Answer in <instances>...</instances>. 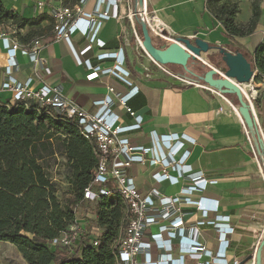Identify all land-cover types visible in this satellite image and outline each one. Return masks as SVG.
<instances>
[{
	"label": "built area",
	"instance_id": "built-area-1",
	"mask_svg": "<svg viewBox=\"0 0 264 264\" xmlns=\"http://www.w3.org/2000/svg\"><path fill=\"white\" fill-rule=\"evenodd\" d=\"M84 1L79 0V3ZM42 5V2H38V7ZM121 5L129 7L127 16L145 25L153 38H167L163 22L140 0H96L90 12L81 10L77 5L54 7L49 13L53 20L54 38L70 45V35L81 34L88 41L82 54L91 48L92 42L103 48L105 42L96 38L97 33L105 20L118 17L117 8ZM17 31L12 25L0 34L3 47L0 52V103L7 107L23 105L26 109L44 110L47 114L54 113L70 119L77 124L80 133L94 144L98 162L92 171L90 184L83 190L82 200L93 204L101 196L119 197L121 220L117 235L110 245L116 252L115 264H187L190 260L195 261V264H240L238 259L230 261L226 256L228 236L234 231L230 216L217 214V200L194 198L208 184L204 173L192 171L184 160L188 152L186 141L195 143V139L185 134H157L151 131L148 134V145L132 144L126 134L140 128L142 117L134 116L126 102L137 92V87H132L128 94L122 95L109 86L108 94L103 99L94 100L91 109L80 106L63 93L61 84H51L44 79V75H49L51 70L48 59L40 55L41 39L35 37L28 42H21ZM134 35L142 48V40ZM18 52L26 56L31 65L29 75L23 80L15 76ZM97 58H112L114 63L111 67L101 68L99 65L93 67L88 60L84 61L92 70L87 75L88 80L98 77L99 73H107L129 86L132 85L130 71L124 68L121 48L99 53ZM149 58L161 71L179 80L182 85L196 86L226 99L221 90L204 83L201 77L191 82L171 73L166 65L155 62L150 56ZM81 62L82 60L79 61ZM3 91L10 92L9 97L2 98ZM244 99L250 104L255 128L258 129L254 105L249 96L244 94ZM117 103L133 116L132 122H124L113 111ZM241 125L253 159L264 177V139L260 140V146L254 128L246 126L243 119ZM133 164L157 168L151 175L153 180L158 184L167 181L169 185H180L178 192L167 196L154 186L142 191L129 173ZM77 206L74 208L75 218L68 227L48 243L51 247L64 248L69 254L80 257L85 244H99L104 229L95 223V214H83L82 217H90L89 225L83 222L84 218H78ZM206 224L211 225L218 234L219 246L215 253L200 241V226ZM261 240L259 238L254 247L253 258ZM175 253L177 256H173ZM205 256L209 260L203 261Z\"/></svg>",
	"mask_w": 264,
	"mask_h": 264
},
{
	"label": "crops",
	"instance_id": "crops-1",
	"mask_svg": "<svg viewBox=\"0 0 264 264\" xmlns=\"http://www.w3.org/2000/svg\"><path fill=\"white\" fill-rule=\"evenodd\" d=\"M0 1L5 8L23 18L39 15L50 18V10L61 5H77L81 10L90 12L96 3V0H85L83 3H79V0ZM140 1L155 12L158 20L164 24V32L171 36L200 38L211 45L232 43L231 50L241 51L249 61L254 59L255 47L264 42V0L260 2L261 16L256 29L244 37L226 35L221 23L206 9L207 0ZM235 1L239 11L234 21L246 25L252 16V0H221L226 4ZM38 2L43 5L38 7ZM128 9L127 5L118 6V17H111L102 23L96 38L105 42L103 48L92 42L91 48L82 54L88 41L79 33L70 35L71 46L63 40H56L52 30L39 36L42 42L40 55L48 59L51 70L49 75H44V79L51 84H61L67 97L88 109H91L94 100L103 99L108 94L109 86L122 95L128 94L132 87H137V92L127 99L126 104L134 116L142 117V122L140 128L128 132L126 136L132 144L142 145L149 144L148 134L151 131L157 134H185L194 138L195 143L186 141L188 152L184 160L192 171H202L208 180L206 189L194 198L217 200V214L230 216L234 231L228 236L227 258L230 261L238 259L240 264H255V254L253 259L248 260V257L254 253L259 238L261 240L264 236V177L243 134L242 118L235 97L224 94L225 99L196 86L178 85L169 78H155L156 74L150 70V62L153 61L136 42L134 34L140 39L141 36L135 31L137 22L127 16ZM48 24L49 20L44 19L39 25L20 29L19 33L23 36L30 28L39 29ZM10 26V21L0 23V34ZM119 48L124 55V68L130 71L132 85L107 73H99L98 77L88 80L87 75L92 70L84 61L88 60L93 67H111L114 63L112 58L100 60L97 55ZM2 50L0 38V52ZM16 60L18 69L15 76L23 80L29 75L31 65L20 52ZM1 77L0 70V80ZM248 93L257 114L259 128L254 130L261 146L260 140L264 139V78L253 79L248 84ZM9 95L8 91L1 93L2 98ZM113 111L124 122H132L133 116L122 105L117 103ZM156 170L148 165L133 164L129 173L142 191L154 186L167 196L175 195L180 185H169L167 181L156 183L151 176ZM200 231V241L215 253L219 246L217 232L207 224L200 226ZM202 260H209V257L205 256ZM195 263L187 261V264ZM260 264H264V246Z\"/></svg>",
	"mask_w": 264,
	"mask_h": 264
},
{
	"label": "trees",
	"instance_id": "trees-1",
	"mask_svg": "<svg viewBox=\"0 0 264 264\" xmlns=\"http://www.w3.org/2000/svg\"><path fill=\"white\" fill-rule=\"evenodd\" d=\"M260 2L252 0V16L246 25L234 21L239 11L236 1L226 4L207 0L205 7L221 23L226 35L244 37L257 27ZM44 19L49 20L47 26L30 28L23 36L19 33ZM4 21L15 26L21 42L42 36L53 27L51 17L23 18L0 1V23ZM253 57L249 61L256 72L253 79L264 78V42L255 47ZM226 94L233 95L238 104L234 93ZM56 153L66 159L73 187V193L66 194L63 200L58 199L44 164ZM97 162L94 144L80 133L74 121L44 110L0 103V241L16 245L27 264H115L116 252L110 245L122 213L117 195L101 196L93 203L95 223L104 229L97 246L85 244L78 257L48 243L75 218V206L82 202L91 204L82 200L83 190L90 184Z\"/></svg>",
	"mask_w": 264,
	"mask_h": 264
},
{
	"label": "water",
	"instance_id": "water-1",
	"mask_svg": "<svg viewBox=\"0 0 264 264\" xmlns=\"http://www.w3.org/2000/svg\"><path fill=\"white\" fill-rule=\"evenodd\" d=\"M141 25L142 49L157 63L162 65L174 64L186 66L188 59L194 57H200L202 52H208L212 48H216L221 54V58L226 65L224 74L216 76L217 71L210 66V68L204 73L202 80L204 83L215 87L223 94L234 93L238 100V112L245 122L246 126L255 129V122L251 112L250 104L244 99L243 91L240 87L242 83H248L252 80L256 74L251 69L249 60L244 56L241 51H233L224 48V46H213L208 42L200 38L178 37L177 39L182 41L186 47L193 52H188L180 43L173 41L166 47H156L151 40L149 31L145 25ZM264 246V237L260 244L256 248L255 264H260L262 250ZM253 255L248 257V260L252 259Z\"/></svg>",
	"mask_w": 264,
	"mask_h": 264
},
{
	"label": "rangeland",
	"instance_id": "rangeland-1",
	"mask_svg": "<svg viewBox=\"0 0 264 264\" xmlns=\"http://www.w3.org/2000/svg\"><path fill=\"white\" fill-rule=\"evenodd\" d=\"M135 31L137 34L142 36L141 33V25L136 23ZM151 36V35H150ZM166 39H156L151 36L152 43L157 46H167L169 43L176 41L180 43L188 52L193 54L191 50H189L186 45L178 40L177 36H171L166 34ZM142 39V37H141ZM193 40V39H191ZM224 48L231 50L232 43H226ZM206 61V62H205ZM150 70L154 74H156L157 79H166L169 78L171 81H175L178 85H182L183 83L179 80H176L174 77L167 75V73L161 71L159 67H157L153 62H150ZM168 70L176 75L182 76L189 81H194L199 77H203L204 73L213 66L216 68V76H220L224 74L226 70V65L221 58L218 50L211 49L208 52H202L200 57L189 58L187 61L186 66L181 65H166ZM164 74H163V73ZM248 82L247 84H249ZM251 87L249 86V89ZM248 92V86H247ZM45 167L48 171V175L51 178L52 182L55 184L56 187V195L59 200H63L64 196L68 193H73V187L69 179V165L62 154L56 153L53 157L49 158L45 163ZM94 204H85L84 202L79 203L77 206V216L78 218H84L87 222V225L91 223L90 217H82L83 214L94 215L95 209ZM82 220V219H81ZM0 264H27L26 260L24 259L23 255L18 250L17 246L7 242V241H0Z\"/></svg>",
	"mask_w": 264,
	"mask_h": 264
},
{
	"label": "bare ground",
	"instance_id": "bare-ground-1",
	"mask_svg": "<svg viewBox=\"0 0 264 264\" xmlns=\"http://www.w3.org/2000/svg\"><path fill=\"white\" fill-rule=\"evenodd\" d=\"M205 62H206V61H205ZM247 86H248L247 83H242V84H240V87H241L243 93H244L246 96H249V93L247 92Z\"/></svg>",
	"mask_w": 264,
	"mask_h": 264
}]
</instances>
